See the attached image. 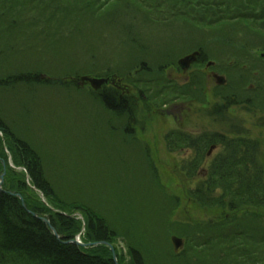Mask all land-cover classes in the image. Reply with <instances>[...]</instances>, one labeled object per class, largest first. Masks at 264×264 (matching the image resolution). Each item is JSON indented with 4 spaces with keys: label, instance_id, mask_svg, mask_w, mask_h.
<instances>
[{
    "label": "trees",
    "instance_id": "obj_1",
    "mask_svg": "<svg viewBox=\"0 0 264 264\" xmlns=\"http://www.w3.org/2000/svg\"><path fill=\"white\" fill-rule=\"evenodd\" d=\"M116 7L124 11L133 9L134 15L127 16L128 12L115 15L125 19L141 15L151 25L181 21L196 28H228L233 35L238 28L245 27L247 35L254 34L262 40L259 45L264 51V0H0V40L16 35L23 52H26L24 45L38 52L69 41L92 20L115 16ZM131 29L133 26L128 25L130 43L137 44ZM196 49L201 56L194 66L209 62L203 48ZM12 50V46L5 49L8 53ZM193 52L195 49L190 53ZM260 61L264 64V57ZM249 65L242 64L240 69H250ZM174 66L179 69L178 64L171 65L169 60L162 59L157 67H151L145 57H136L119 76L127 82L128 89H133L132 93L105 86L90 97L110 120L134 118L139 104L134 90H140L141 102L153 101L157 95L153 86L158 87L159 83L169 90L165 105L174 98L207 105L204 75H194L182 84L167 81L165 71ZM45 68L48 69L39 64L15 72L7 67L0 69V132L14 165L25 171L8 166L0 188V264H115L108 246L84 248L71 242L78 236L84 244H111L119 264H264V145L259 140L234 124L228 132L193 134L176 129L166 134L170 154H187L179 165L181 175L188 181L199 180L189 190L187 200L212 214L211 224L194 226L172 221L179 199L169 194L154 167H150V179L140 182L146 190L155 191L152 194L157 199H136L128 207L110 209L88 200L83 186L81 192L68 193L66 179L59 184L53 181L48 144L46 151L31 133L21 131L18 119H13L7 110L10 106L7 97L18 90L33 94L44 87L80 92L81 75L52 79L42 75L40 70ZM110 73L106 69L101 75L105 77L98 75L109 78ZM244 73L247 80L242 82V89L236 91L229 84L217 87L215 103L208 108L216 121L226 122L231 109L245 105L250 113L260 114L264 122V69ZM132 75L135 76L131 79ZM29 115L28 109L19 116L29 118ZM127 121L118 127L125 137L135 134ZM2 142L0 137V178L6 161ZM12 193L20 195L26 207ZM169 234L184 240L178 252L170 245ZM120 243L125 244L127 254L119 248Z\"/></svg>",
    "mask_w": 264,
    "mask_h": 264
},
{
    "label": "rangeland",
    "instance_id": "obj_2",
    "mask_svg": "<svg viewBox=\"0 0 264 264\" xmlns=\"http://www.w3.org/2000/svg\"><path fill=\"white\" fill-rule=\"evenodd\" d=\"M125 12L130 16L134 11L116 7L113 13L125 15ZM141 18V15L126 19L110 15L106 19H95L69 41L59 42L60 45L53 44L38 52L26 45V52H23L17 36L7 35V38L0 40V69L7 67L15 72L40 64L48 67L45 68L47 71L40 70L42 75L52 79L77 74L81 77L99 78L103 71L110 69L106 86H120L124 91L132 93L133 89H128L127 82L119 79V76H122L120 73L134 58L145 57L151 67H157L162 59L169 60L172 65L194 49L197 51L196 48H203L209 61L215 63L214 67L208 69V62L188 71L174 66L166 70L164 76L167 81L182 84L189 78H194V75H204L207 105L178 98H172L165 105L168 102L165 95L169 90L161 88L159 83L158 87L153 86V93H157L153 101L141 102L140 90H134L135 99L139 101L134 118L120 120L114 117L116 120H110L105 117L103 108L90 97L94 92L91 86H82L79 81L80 92L42 87L33 94L23 93L21 90L10 93L7 97L10 98L7 110L13 119H18L22 125L21 131L31 133L35 142L42 144L46 151L48 144L50 175L58 184L66 179L70 190L68 193L81 192L80 188L83 186V192L89 195L86 196L88 200L108 205L115 210L132 205L136 199L154 200L157 199L152 194L155 191L146 190L140 182L150 179V167H154L169 194L179 199V207L175 210L172 221L194 226L211 224L214 216L187 200L189 190L199 182L188 181L179 172V165L187 154H170L166 148L165 136L176 129L193 134L205 131L228 132L231 130L230 125L234 124L264 145V122L260 114L250 113L245 105L231 109L225 118L226 122L221 119L216 121L208 112V108L215 103L214 93L219 86L213 75L224 77L227 84L236 91L242 89V82L247 80L245 70L264 69V64L260 61L264 51L262 45H259L263 42L254 34L247 35L245 27L241 26L236 35H233L228 28H196L181 21L168 25H151ZM128 25L133 26L131 35L137 39V44L130 43ZM248 44L255 49L251 50ZM8 46L13 48L11 53L5 51ZM144 48L143 53L141 51ZM242 64L249 65L250 69H240ZM95 71H100L99 75L91 74ZM45 76L42 78L46 79ZM133 76L135 75L131 79ZM28 109L29 118L19 116ZM124 121L134 129V135L125 137L121 128L118 130L120 125L124 126ZM28 125L30 128H27ZM2 147L6 154V161L3 162L5 174L8 166L25 172L14 165L4 141ZM4 176L3 174L1 177L3 184ZM151 178L153 179L152 176ZM143 184L148 185L145 182ZM38 195L41 196L40 193ZM173 236L177 235L169 234L170 245ZM118 245L127 254L125 244Z\"/></svg>",
    "mask_w": 264,
    "mask_h": 264
},
{
    "label": "water",
    "instance_id": "obj_3",
    "mask_svg": "<svg viewBox=\"0 0 264 264\" xmlns=\"http://www.w3.org/2000/svg\"><path fill=\"white\" fill-rule=\"evenodd\" d=\"M200 56H201V53H200L199 51H197V52H194V53H192V54H190V55H188V56H186V57L180 59V60L178 61V66H179V68H180L181 70H183V71H188V70L191 68V66H192L193 64H195V63L198 61V59H199ZM262 56H264V54H263ZM213 65H214V63H213V62H210V63H208L207 68H209V67H211V66H213ZM213 77H214V79L217 81V84H218V85L223 86V85L226 84V80H225L224 77H221V76H218V75H214ZM108 82H109V79H107V78H92V77H89V76H83V77L80 78V84H81L82 86H83V85H90L91 88H92L94 91H99V90H101L102 87H103L104 85H106ZM213 149H214V148L211 149V151H210L209 154H211V152H212ZM2 187H3V179L1 178V179H0V188L2 189ZM12 194L16 195L20 200H22V202H23V206L26 207V205L24 204V200H23V198H22L20 195H17V194H15V193H12ZM34 216H35V217H38V216L35 215V214H34ZM40 219H41L43 222H45L47 225H50V222H49L48 219L43 218V217L40 218ZM52 230H53L54 235H55L56 237L59 238L58 233H57L54 229H52ZM71 242H73V243H75V244H77V245H79V246H81V247H84V248L97 247V246H99V245H106V246H108V247L110 248V250H111V252H112V254H113V260H114V263H115V264H119V263H118V259H117V255H116V252H115L113 246L110 245V244H108V243H101V244H99V243H95V244H83V243H82L80 240H78V239H77V240H74V241H71ZM171 243H172V245H173V247H174V250H175L176 252H178V251H179L180 249H182L183 246H184V242H183V240H182L181 238L177 237V236H173V237L171 238Z\"/></svg>",
    "mask_w": 264,
    "mask_h": 264
},
{
    "label": "bare ground",
    "instance_id": "obj_4",
    "mask_svg": "<svg viewBox=\"0 0 264 264\" xmlns=\"http://www.w3.org/2000/svg\"><path fill=\"white\" fill-rule=\"evenodd\" d=\"M95 78V77H94ZM106 85H104L103 87H102V89L101 90H103V88L105 87ZM100 90V91H101ZM0 137L2 138V140L4 141V143H5V140H4V135L2 134V132H0Z\"/></svg>",
    "mask_w": 264,
    "mask_h": 264
},
{
    "label": "flooded vegetation",
    "instance_id": "obj_5",
    "mask_svg": "<svg viewBox=\"0 0 264 264\" xmlns=\"http://www.w3.org/2000/svg\"><path fill=\"white\" fill-rule=\"evenodd\" d=\"M116 89L119 90V91L124 90V89H123L122 87H120V86H119V87L117 86Z\"/></svg>",
    "mask_w": 264,
    "mask_h": 264
}]
</instances>
